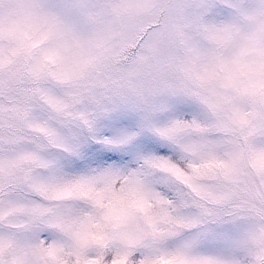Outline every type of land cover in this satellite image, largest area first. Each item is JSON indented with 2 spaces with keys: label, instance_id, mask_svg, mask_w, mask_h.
<instances>
[{
  "label": "snow or ice",
  "instance_id": "snow-or-ice-1",
  "mask_svg": "<svg viewBox=\"0 0 264 264\" xmlns=\"http://www.w3.org/2000/svg\"><path fill=\"white\" fill-rule=\"evenodd\" d=\"M0 264H264V0H0Z\"/></svg>",
  "mask_w": 264,
  "mask_h": 264
}]
</instances>
